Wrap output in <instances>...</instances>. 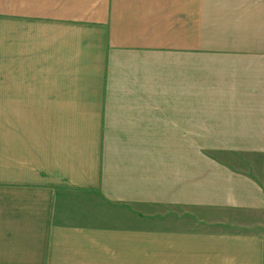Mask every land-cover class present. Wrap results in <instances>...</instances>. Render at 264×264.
Listing matches in <instances>:
<instances>
[{
    "label": "crops",
    "instance_id": "0c3cea01",
    "mask_svg": "<svg viewBox=\"0 0 264 264\" xmlns=\"http://www.w3.org/2000/svg\"><path fill=\"white\" fill-rule=\"evenodd\" d=\"M0 264H264V0H0Z\"/></svg>",
    "mask_w": 264,
    "mask_h": 264
}]
</instances>
